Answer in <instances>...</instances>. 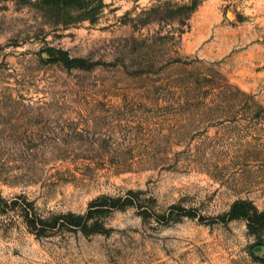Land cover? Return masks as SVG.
<instances>
[{
    "label": "rangeland",
    "instance_id": "rangeland-1",
    "mask_svg": "<svg viewBox=\"0 0 264 264\" xmlns=\"http://www.w3.org/2000/svg\"><path fill=\"white\" fill-rule=\"evenodd\" d=\"M192 1L0 0V199L136 192L0 204V264H264V0Z\"/></svg>",
    "mask_w": 264,
    "mask_h": 264
},
{
    "label": "trees",
    "instance_id": "trees-1",
    "mask_svg": "<svg viewBox=\"0 0 264 264\" xmlns=\"http://www.w3.org/2000/svg\"><path fill=\"white\" fill-rule=\"evenodd\" d=\"M66 1V0H64ZM75 1V0H74ZM191 7L192 10L195 7V1L193 0ZM136 192L128 190L121 196H109L106 194L99 195L92 199L86 211L83 214H75L67 212L65 214L54 215L48 218H42L39 216L31 201H27L24 197L17 196L10 200L0 199V204H3L6 208L17 209L26 225L31 231L40 233L49 228H86L88 219L94 217L96 213L105 212L112 209H122L129 205H132V198ZM1 211H5V208H0ZM243 217L247 220V223L252 231L257 232L256 227H261V218L264 219V212H258L254 207H251L245 201H236L231 206L227 214L221 218L224 220H231L235 218ZM260 223V224H259Z\"/></svg>",
    "mask_w": 264,
    "mask_h": 264
}]
</instances>
